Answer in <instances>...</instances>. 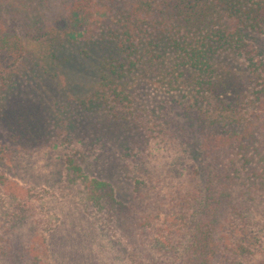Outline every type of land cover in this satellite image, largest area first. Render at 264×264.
Segmentation results:
<instances>
[{"label": "trees", "instance_id": "trees-1", "mask_svg": "<svg viewBox=\"0 0 264 264\" xmlns=\"http://www.w3.org/2000/svg\"><path fill=\"white\" fill-rule=\"evenodd\" d=\"M263 29L264 0H0V98L26 53L54 70L89 65L91 108L131 102L134 86L153 79L189 89L202 165L171 206L113 209L107 184L82 175L85 203L111 212L130 264H264ZM227 55L242 58L243 74L222 63ZM14 191L0 172V264H42L43 242L26 229L31 207ZM159 218L161 231L150 229Z\"/></svg>", "mask_w": 264, "mask_h": 264}, {"label": "rangeland", "instance_id": "rangeland-1", "mask_svg": "<svg viewBox=\"0 0 264 264\" xmlns=\"http://www.w3.org/2000/svg\"><path fill=\"white\" fill-rule=\"evenodd\" d=\"M255 37L264 58V29ZM29 55L0 98V172L15 185L18 202L31 207L26 229L43 242L42 264H130L129 246L108 220L111 212L85 203L81 178L105 182L113 209H168L178 185L202 165L197 97L153 79L134 86L131 102L91 108L85 100L95 83L89 65L75 60L54 70ZM222 63L243 74L241 57L227 55ZM5 220L0 217V228ZM161 222L150 229L160 232Z\"/></svg>", "mask_w": 264, "mask_h": 264}]
</instances>
